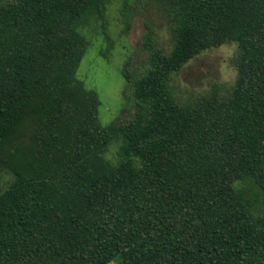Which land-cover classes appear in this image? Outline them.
Returning a JSON list of instances; mask_svg holds the SVG:
<instances>
[{
  "label": "trees",
  "instance_id": "obj_1",
  "mask_svg": "<svg viewBox=\"0 0 264 264\" xmlns=\"http://www.w3.org/2000/svg\"><path fill=\"white\" fill-rule=\"evenodd\" d=\"M147 1L171 48L146 35L104 127L77 72L111 0H0V264H264V0ZM224 46L234 83L179 95Z\"/></svg>",
  "mask_w": 264,
  "mask_h": 264
},
{
  "label": "rangeland",
  "instance_id": "obj_2",
  "mask_svg": "<svg viewBox=\"0 0 264 264\" xmlns=\"http://www.w3.org/2000/svg\"><path fill=\"white\" fill-rule=\"evenodd\" d=\"M133 5L132 9H126L123 0H111L105 25L101 19H95L80 28L90 46L77 77L88 90L97 94L100 101L99 120L104 127L131 118L132 99L123 69L130 57L134 71L144 72L149 56L148 51L143 49L146 35L150 33L153 43L165 52L171 48L162 13L147 0ZM234 52V46H224L191 61L174 77V87L179 95L186 97L187 94L203 92L216 83L233 84L236 72L230 61ZM117 149L116 144L110 146L106 157L117 162ZM8 179V176L0 179V191L7 186Z\"/></svg>",
  "mask_w": 264,
  "mask_h": 264
}]
</instances>
